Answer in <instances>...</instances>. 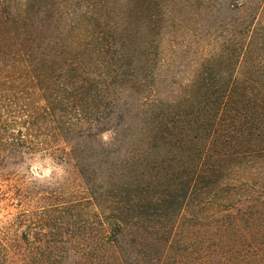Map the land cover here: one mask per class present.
<instances>
[{
	"label": "trees",
	"instance_id": "trees-1",
	"mask_svg": "<svg viewBox=\"0 0 264 264\" xmlns=\"http://www.w3.org/2000/svg\"><path fill=\"white\" fill-rule=\"evenodd\" d=\"M37 1L46 2L0 0V183L7 187L2 191L12 189L4 198L19 192V202L28 199L27 186L18 185L19 174L37 156H47L74 167L81 181L82 197L44 208L60 212L63 228H72L70 222L79 217L74 224L81 234L67 235L60 242L66 246L106 250L128 238L133 247L148 251V257L159 254L161 263L172 252L187 251L191 243L200 249L204 241L189 242L192 235L187 234L218 231L222 243H228L225 237L245 234L246 225L248 232L256 230L257 244L255 250L251 244L243 258L264 264V256L257 253V246L264 248V60L252 59L258 45L264 47V28L257 29L263 26L258 18L264 0H253V7L240 3L248 19L241 24L237 49L225 56L229 71H205L213 66L207 57L203 63L208 65H200L201 73L193 75L183 97L165 104L166 109L150 67L155 64L152 55L144 56L142 100L150 110L143 114L142 129L135 127L134 132L130 123H115L114 107L104 105L108 97L124 91L133 76L124 72L132 56L124 44L97 35L95 44L105 58L94 67L81 56L68 61L65 54L54 55L60 44L36 40V32L60 17H43L44 11L35 9L32 16L39 17V23L32 32L26 27L29 11L24 16L22 8ZM158 13L150 22L171 19V12ZM83 19H72L77 26L72 32ZM162 28L154 27L159 33ZM241 65H250L255 73L239 74ZM108 132L115 134L112 143L98 141ZM96 141L99 151L92 146ZM141 152L142 163L136 160ZM114 155L131 156L138 168L125 169L124 161L119 168L109 164ZM88 158L95 164L85 165ZM127 173L136 178L133 183L126 181ZM188 212L192 224L181 226ZM28 214L26 209L19 213L24 218ZM16 227L15 217L0 226V264L18 261L14 243L30 245L34 235L42 240L34 244L50 248L47 234L33 233L39 229L27 227L19 237Z\"/></svg>",
	"mask_w": 264,
	"mask_h": 264
},
{
	"label": "rangeland",
	"instance_id": "rangeland-1",
	"mask_svg": "<svg viewBox=\"0 0 264 264\" xmlns=\"http://www.w3.org/2000/svg\"><path fill=\"white\" fill-rule=\"evenodd\" d=\"M156 1L160 3V8H156L155 0H46L44 3L37 1L32 6L25 5L22 9L26 11L23 12L24 16L29 11L26 27L29 28L30 32H32L33 26L39 23V17L32 16L35 9H42L44 11L43 17L49 15L60 17V21L48 23L51 25V28L50 25L47 26L48 30L39 28L36 32L37 38H35L36 40L42 39L45 42L60 44L54 55L65 54L68 56V61L81 56L85 63H89L91 67H94L97 61H102L105 57L100 54L99 48L101 46L95 44L97 35L109 42L115 41L119 45L124 44L126 51L132 55L125 62L127 66L124 72L133 76L127 78L129 82L125 85V90L118 91L117 94L108 97L104 105L105 109H109V105L112 106L111 108L114 107L113 121L115 123L121 125L130 123L134 132L135 127L137 131L142 129L143 114L150 110L149 107L144 106L142 100L145 92L142 90V59L144 56L146 54L152 55L151 58L155 64L150 67L151 70L155 71L158 80L157 87L166 109L165 106L175 97H179L178 100L183 97L181 94L189 87V81L193 75L201 73L200 65L202 64L203 67L208 65L206 62L203 63L207 57L211 58L209 62L213 66L207 67L205 71L209 69L220 75L223 71H229L225 56L234 48L237 49L240 39L239 32L242 30L241 24L243 20L247 21L248 19L247 16H244L245 13L240 10V3L245 1L247 6L253 7V0ZM148 3L149 7L147 6ZM13 10V12L16 11V9ZM158 11L171 12V19H166L162 23L150 22V16L155 15ZM84 12L88 14L83 15ZM67 13L71 16H67ZM76 17H83L84 19L79 21L80 28L72 32V28L77 26L73 25L71 21ZM260 23L263 26H257L258 30L264 28V11L258 18V24ZM155 26L163 27L162 33L155 30ZM210 31L214 35H208ZM157 46L160 47L156 49ZM257 50L258 52L253 54L252 59L262 57L261 59L264 60L263 45L259 44ZM242 66L239 69V74L255 73L250 65ZM9 95L10 100H14L13 93ZM114 136V132H108L100 138L98 137V141L110 144L113 142ZM92 143V146L99 151L100 147L96 144L97 141ZM125 147H128L127 143ZM121 157L114 155L109 160V164H116L119 168L124 161L125 169L134 170L138 168L134 165L136 160H141L142 163V152L140 159L136 160H133L131 156L127 158L123 156L120 161ZM93 164L95 163L91 158H88L85 163L89 166ZM30 169L32 172L34 171V174L30 172ZM127 174L126 181L133 183L136 178H132L133 174L131 173ZM17 181L18 185L27 186L30 197L28 196V199L23 198L19 202L18 192L16 197L14 194L12 199H9V196L4 198L7 193L12 194V189L2 191L7 187L0 183V226L15 217L17 227L14 229V233L16 235L21 237L23 232H28L29 227H32L33 231L35 228L39 229L38 232L33 233L47 234L46 241L50 248L46 250L34 244L37 241H42L37 240L36 235H34L35 241L30 245L17 244L18 241H16L14 245L18 250V261H14L13 264H151L152 258L156 259L155 264H261L254 259L244 260L243 258L250 245L253 244L251 245L254 248L252 250H255L257 244L256 234H254L256 230L251 229L248 232L246 225L244 226L245 234L225 237V241L228 243H222V235L220 236L218 231L197 235L195 232L187 234L192 235L191 238H188L189 242L204 241V243H200L202 245L199 247L200 249H197L196 245L191 246V243L188 245L187 251L183 253L172 252L165 262L161 263H159V254H149L148 257V251L146 253L142 247H133L128 238L121 239L117 247L106 250H102L101 247L94 249L84 246H66L60 242L67 235H71V232L81 234V230L74 224L75 220H80L79 217H74L70 222L72 228L69 226L63 228L61 227L62 222L59 221L60 212L52 209L48 210L50 211L48 213L44 208L82 197L80 196L82 193L81 181L76 169L50 157L37 156L24 169V172L19 174ZM3 192L5 193L3 194ZM133 195L135 194H130V196ZM123 198L125 199V197ZM116 199L122 200L120 197ZM12 201L15 204H11ZM22 209L29 212L28 218L19 215ZM43 209L45 210L44 214ZM190 224H192V219L188 212L181 219V226L190 227ZM219 244H221V248L217 247ZM257 249V253L261 254L263 258L264 248L260 250L257 246ZM204 250L207 253H203Z\"/></svg>",
	"mask_w": 264,
	"mask_h": 264
}]
</instances>
